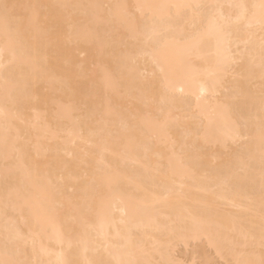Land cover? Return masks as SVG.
I'll list each match as a JSON object with an SVG mask.
<instances>
[{"label":"bare ground","instance_id":"6f19581e","mask_svg":"<svg viewBox=\"0 0 264 264\" xmlns=\"http://www.w3.org/2000/svg\"><path fill=\"white\" fill-rule=\"evenodd\" d=\"M0 264H264V0H0Z\"/></svg>","mask_w":264,"mask_h":264},{"label":"rangeland","instance_id":"374dc122","mask_svg":"<svg viewBox=\"0 0 264 264\" xmlns=\"http://www.w3.org/2000/svg\"><path fill=\"white\" fill-rule=\"evenodd\" d=\"M195 245H199V244H195ZM192 246H193V245H192ZM190 247H191V246H190ZM190 247H188V248L190 249ZM193 248H194V247H191V249L193 250V251H192V250H191V251H192V252H195V250H194ZM195 248H196V246H195ZM199 248L201 249V247H199ZM199 248H198V249H199ZM202 248H203V247H202ZM189 249L187 250L188 253H189ZM200 249H199L200 252L198 251L197 253H201L202 250H200ZM203 249H205V248H203ZM203 251L205 252V250H203ZM183 252H184V251H183ZM188 253H187V254H188ZM208 254H209V252H208ZM209 256H210V254H209ZM198 259H199V258H198ZM198 259H196V260H197V263L200 262V260H201V259H199V261H198Z\"/></svg>","mask_w":264,"mask_h":264}]
</instances>
